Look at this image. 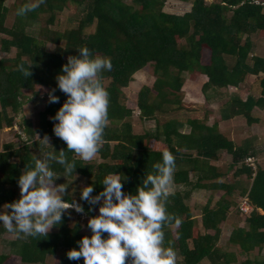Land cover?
I'll list each match as a JSON object with an SVG mask.
<instances>
[{
  "label": "trees",
  "instance_id": "16d2710c",
  "mask_svg": "<svg viewBox=\"0 0 264 264\" xmlns=\"http://www.w3.org/2000/svg\"><path fill=\"white\" fill-rule=\"evenodd\" d=\"M6 1L0 0V50H15L12 56L0 57V129L13 125L23 104L35 102L40 96V88L56 89L59 102L48 103L45 91L46 99L37 110L36 121L22 120L25 138L15 133L13 140L2 143L0 211L5 210L3 205L19 198L17 179L25 166L33 164V157L53 149L67 151L52 131L51 118L66 99L56 85V76L67 57L78 56L77 49L86 46L93 56L108 57L112 64L111 71L102 73L103 85L110 94L108 123L105 143L98 153L100 161L84 165L76 158V176L55 180L58 184L72 181L64 199H75L88 217L96 215L98 207L92 206L89 211V205L79 198L82 186L92 185L95 195L102 190L100 182L105 175L116 172L127 178L122 181L123 190L134 193L144 174L161 160L162 150L168 149L176 157V168L175 194L169 197L167 210L183 222L179 227L166 225L164 232L166 245L170 243L181 257L177 264H264V165L250 144L238 146L219 131L217 122L209 125L208 112L202 119H179L185 109L181 91L185 74L191 79L206 77L201 90L207 101L220 97L222 89L237 88L251 74L262 76L261 97L248 95L241 100L229 95L220 109V118L228 121L243 117L248 125L256 122L253 110L264 107V59L250 55L255 47L251 35L261 33L264 39V3L190 0L189 10L173 14L162 10L165 0H46L21 17L16 10L27 0ZM48 43L52 49H48ZM226 58L233 60L231 66L225 63ZM21 63L25 67L31 64L30 77L25 78L17 70ZM145 65L150 67L151 83L138 88L134 108H130L123 88ZM133 112L139 120H154V128L134 132ZM185 127L188 131L183 133ZM44 136L50 138L52 146L43 142ZM219 152L231 158L228 166L234 170L230 183L220 181L224 173L211 164L218 161ZM250 157L256 159L255 170L246 162ZM68 158L73 159L74 154L68 153ZM52 169L63 175L59 164L53 163ZM195 190L222 192L214 206L210 207L208 201L201 208L203 233L186 203ZM235 193L250 206L247 213L237 206L240 217L231 212L237 205ZM73 211L70 209L46 237L19 239L11 233L14 238L6 241L7 251L0 252V264H84L83 259L71 261L66 256L69 249L78 248L81 236L91 234L87 220L82 226L79 219L72 218ZM241 215L244 226L233 228L227 246L238 248L246 256L257 251V256L239 263L235 252L219 245V225L229 216L241 220ZM6 232L0 223V235Z\"/></svg>",
  "mask_w": 264,
  "mask_h": 264
},
{
  "label": "clouds",
  "instance_id": "9594fccd",
  "mask_svg": "<svg viewBox=\"0 0 264 264\" xmlns=\"http://www.w3.org/2000/svg\"><path fill=\"white\" fill-rule=\"evenodd\" d=\"M45 2L27 0L16 15L23 17ZM77 51L79 55L68 56L56 76V85L66 99L51 118L52 131L67 151L53 149L33 157V164L25 166L17 179L19 198L0 211V223L19 239L46 237L70 209L85 214L75 199H64L72 181L58 184L55 180L76 176V158L87 165L105 143L110 94L103 85L102 73L111 71L112 64L108 57L93 56L86 46ZM30 65L21 63L17 70L28 78L32 75ZM44 91L48 103L59 102L56 89ZM49 139L42 138L46 145H51ZM68 153L74 158L69 159ZM175 161L174 154L163 149L161 160L153 163V170L144 174L134 193L123 190L122 181L127 178L116 172L105 175L100 182L103 188L95 195L92 185L82 186L80 200L89 205V211L97 206L98 214L88 217L91 234L81 236L78 248L67 251V259H83L84 264H177V253L170 243L166 245L164 232L166 225L179 227L183 222L167 210L169 197L175 194ZM53 163L62 166L63 175L52 169Z\"/></svg>",
  "mask_w": 264,
  "mask_h": 264
},
{
  "label": "rangeland",
  "instance_id": "374dc122",
  "mask_svg": "<svg viewBox=\"0 0 264 264\" xmlns=\"http://www.w3.org/2000/svg\"><path fill=\"white\" fill-rule=\"evenodd\" d=\"M11 0H7L9 3ZM129 1V0H128ZM211 1V0H207ZM264 3V0H259ZM190 8V0L179 1V0H165L162 10L167 13L173 14H182ZM92 29V28H91ZM251 39L254 42V48L250 55L254 57H260L264 59V39L261 33H255L251 35ZM48 49H52L53 45L48 43ZM14 48H10L8 52L0 50V57H9L14 54ZM206 55V54H205ZM205 56V60H206ZM225 63L229 66L233 64V60L226 58ZM249 64H252V61L249 60ZM262 76L258 78L254 75L248 74L245 76L240 85L235 87H228L222 89V95L220 97L214 96L211 100L207 101L204 99V94L202 93V85L206 81L204 75L197 76L195 79L188 77V74H185V83L181 89L183 93L182 103L184 104L185 109L179 113V119L184 120L185 118H198L202 119L205 113L208 114V124L212 125L214 122L218 123L219 131L225 135L228 139L232 140L236 145L250 144L253 149L256 158L260 161L259 163L264 165V107L255 108L253 110V116L256 118V122L248 125L246 119L243 117H237L228 121H223L220 118V109L224 103L228 100L229 95H237L241 100H245L248 95H252L256 98L261 97L259 80ZM152 77L150 74L149 65H145L140 70L136 71L132 75V80L129 84L123 88L124 94L126 96V103L130 108H134V101L136 91L141 85H149L151 83ZM45 89L40 88L39 92L41 93L39 97L35 98L36 101H27L23 104L22 110L17 112L14 123L11 127H3L0 129V149L3 142L11 141L15 137V133H19L25 138V133L22 126L23 118H29L33 122L36 121V113L42 107L44 100L46 99ZM27 96L30 95V92L23 91ZM44 96V97H43ZM45 98V99H44ZM25 115V116H24ZM23 116V117H22ZM22 117V119H21ZM132 128L134 132H142L143 130H151L155 126L154 120L146 119L139 120L136 117V112H133L131 116ZM188 131L187 127L182 129V132L186 133ZM154 145V144H153ZM218 161H212L211 164L219 168L220 171L224 173V177L220 181H226L228 183L232 182L233 170L229 168L228 163L231 161L230 156L225 152H219ZM94 162L100 161L98 154ZM189 179H193V175L189 176ZM222 195L221 191H208V190H195L192 192L191 196L187 200V205L191 210L192 217L197 221V227L200 233H203V227L201 224V208L206 205L209 201L211 206H214L216 201ZM233 199L236 201L237 205L231 208V212L240 217L237 206L241 201V197L234 194ZM238 217V218H239ZM72 218L79 219L80 223L83 226V223L88 219L86 214H79L73 211ZM244 222L241 215V220L237 219L235 216H229L227 221L222 222L220 227V238L219 245L230 252H235L237 254V259L240 262L244 261L247 257L253 258L257 256V251L249 254V256L242 255L239 253V249L235 247L227 246L228 237L234 227H243ZM14 238V234L4 233L0 235V252L7 251L6 241ZM261 255H264V250L261 252ZM181 257H177L179 262ZM200 264H209L207 261H203Z\"/></svg>",
  "mask_w": 264,
  "mask_h": 264
},
{
  "label": "built area",
  "instance_id": "2783aa9c",
  "mask_svg": "<svg viewBox=\"0 0 264 264\" xmlns=\"http://www.w3.org/2000/svg\"><path fill=\"white\" fill-rule=\"evenodd\" d=\"M255 161L256 159L251 158V157L246 159V162L251 165L253 170L256 169ZM238 206H239L240 211H242L243 213H247L248 211H250V206L245 198L241 199Z\"/></svg>",
  "mask_w": 264,
  "mask_h": 264
}]
</instances>
